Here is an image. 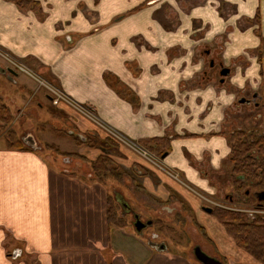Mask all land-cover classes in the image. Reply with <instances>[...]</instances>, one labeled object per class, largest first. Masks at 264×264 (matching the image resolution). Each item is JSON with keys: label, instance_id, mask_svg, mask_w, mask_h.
Returning a JSON list of instances; mask_svg holds the SVG:
<instances>
[{"label": "crops", "instance_id": "1", "mask_svg": "<svg viewBox=\"0 0 264 264\" xmlns=\"http://www.w3.org/2000/svg\"><path fill=\"white\" fill-rule=\"evenodd\" d=\"M33 1L36 10L0 0V48L41 65L62 92L129 140H170L165 165L215 195L204 175L227 164L232 112L248 95L264 98V0ZM222 68L230 70L223 82ZM121 150L133 159L128 168L166 181ZM78 152L92 161L99 155L84 145ZM75 176L36 151L0 150V264H191L109 227L103 185Z\"/></svg>", "mask_w": 264, "mask_h": 264}, {"label": "rangeland", "instance_id": "2", "mask_svg": "<svg viewBox=\"0 0 264 264\" xmlns=\"http://www.w3.org/2000/svg\"><path fill=\"white\" fill-rule=\"evenodd\" d=\"M19 8L36 10L39 7L27 5L26 8ZM28 61L25 60L23 64L20 59L0 48V102L2 101L8 106L12 115V121L2 126L0 150L36 151L54 170L57 168L68 169V175L74 174V176L76 175L87 182L95 181L102 184L105 192L108 193L107 195L113 197L116 216L122 220V226L133 231L134 235L141 238L146 244L145 239L151 237L150 240L154 244L157 246L164 245L165 251H168L172 256L185 257L190 260L189 263L191 264H200L196 262L192 249L201 245L199 246L200 249L206 254L225 264H261L234 243L222 224L213 215L202 210L205 205L212 206L215 203L224 202V195L227 192L230 194V191L234 190L230 182L231 176L226 182L219 184L220 190L215 195L207 196V193L193 189L194 187L188 184L180 174L170 176L161 172L162 170L159 168L150 166L151 163L145 161L140 154L134 153L129 145H120L118 142L117 149H109L108 144L100 145L98 148L84 145L90 150L98 152V157L108 156L111 162L105 167H108L109 170H116L122 176L118 180L108 173L109 175L103 174L104 177H94L93 180H89L88 174H93L90 164L93 162L92 158L89 160L85 155L80 154L78 147H82L81 144H77L67 134L75 133L78 137H82L81 140H85V136L92 134L93 137L99 138L100 142H104L107 138L114 139L111 137V132H115L110 129L108 124L98 119L95 112L90 111L86 108L87 106L76 102L62 92L58 88L57 80L48 70L39 64L32 66ZM8 68L13 69L18 74L19 77L16 78V82L15 76L6 70ZM43 81L50 83L57 94L52 92L51 88ZM48 96L52 98L49 99ZM249 96H246V99L251 100ZM262 96L264 97V93ZM57 99H59V105L55 104ZM259 114H262L261 118L258 117ZM78 120L82 129L90 127L94 130L82 131L78 126ZM227 126L230 129L245 127V130L249 127H255L259 133H262L263 129L260 127H264V102L259 108H255L253 102L244 105L239 103L232 112ZM9 131L14 132L21 142L22 138L25 140L22 144L26 149L12 148L8 145ZM29 135L32 136L31 142L27 140ZM118 136L120 135L118 134ZM121 139L123 138L121 137ZM125 145L132 149L129 150L137 154L147 166L154 168L160 175L162 174L160 177L166 180L163 182L156 177L154 179L149 174L148 177L156 186L153 193L144 189L141 190L139 187L141 183L143 184L142 180H145V176L136 177L135 181L128 179L130 177L128 166L133 162V159L124 154L125 150H121L127 148ZM63 157H69L71 163L63 161ZM230 171V168L225 169V172L229 173L228 175L231 174ZM189 186L193 188L188 189ZM245 191L243 188L238 194L243 196ZM253 191L251 192L253 193ZM119 197L126 201L125 203L131 208V212L123 211L116 200ZM224 203L225 205L230 204L229 202ZM164 204L166 206H163ZM257 204L252 198L247 199V201L242 199L241 203L235 201L232 203L234 208L247 211V216L251 219L256 215L264 218V207L260 208ZM133 213L139 215L144 223L152 221V225L148 227L149 229L146 228V231L144 230L142 237L134 231ZM147 247L150 248L148 244ZM33 261L34 259H32Z\"/></svg>", "mask_w": 264, "mask_h": 264}, {"label": "trees", "instance_id": "3", "mask_svg": "<svg viewBox=\"0 0 264 264\" xmlns=\"http://www.w3.org/2000/svg\"><path fill=\"white\" fill-rule=\"evenodd\" d=\"M8 2L15 3L21 8H26L27 5L38 6V2L33 0H6ZM1 103L0 107V132L2 126L10 123L12 115L8 106ZM77 144L86 146L109 145V149L118 148L117 144L107 138L104 142H100L99 138L93 137L92 134L85 136V142L80 141L74 135H68ZM229 141L231 145L230 164H231V177L234 186L239 191L243 188L247 190H258L264 188V135L256 133L254 131L249 132L245 130H235L229 134ZM140 145L146 148L150 153L157 156H163L166 152L171 150L170 140L167 138L159 139H147L140 140ZM7 143L12 148L26 149L20 140L17 139V135L14 132H8ZM103 143V144H101ZM95 148V147H93ZM103 149V148H102ZM108 149V148H105ZM104 149V150H105ZM115 151V150H114ZM111 160L108 156H100L96 161L91 162V170L94 177H104L103 174H112L116 179L120 180L121 174L116 170H109L107 166ZM136 167V170H135ZM130 177L128 179L135 181L136 177L147 176L150 172L147 169L135 165L130 170ZM137 171H141L139 175ZM109 173V174H108ZM132 178V179H131ZM141 190H145L144 186H139ZM245 191V192H246ZM249 200V199H248ZM113 197L108 196L107 209H106V221L109 227H123L122 220L118 218L115 204H113ZM213 216L224 226L228 236L232 237L236 245L246 251L249 256L261 264H264V219L256 217L251 220L244 213L226 211L223 209H215Z\"/></svg>", "mask_w": 264, "mask_h": 264}, {"label": "flooded vegetation", "instance_id": "4", "mask_svg": "<svg viewBox=\"0 0 264 264\" xmlns=\"http://www.w3.org/2000/svg\"><path fill=\"white\" fill-rule=\"evenodd\" d=\"M263 54H264V48H262V49H259L258 50V59H259V61L260 62H262V58H263ZM259 62V63H260ZM261 65H262V63H260ZM8 69H11V68H8ZM223 69H228V68H222V70ZM222 70H221V72H220V75H219V77L222 79V82L225 80V78H227L228 76H229V74H230V70H229V73H228V75L227 76H221V73H222ZM257 96V98H256V100H253L254 99V96ZM255 95H253V96H251V100H248V99H246V97H244L245 98V100H248V101H250V103L251 102H253V106L255 107V108H259L261 105H262V103L264 102V100L263 101H261L260 99V96L259 95H257V94H255ZM49 97V99H51L52 97L51 96H48ZM243 99V98H242ZM259 101H261V102H259ZM250 103H247V104H250ZM241 104V103H240ZM59 105V104H58ZM242 105H244V104H242ZM86 108H89V109H91L90 107H86ZM91 111H93L92 109H91ZM94 112V111H93ZM258 117H262V114H259L258 115ZM255 120L257 119V118H254ZM263 129V135H264V127L263 126H261L260 127V129ZM111 130H113L112 128H110ZM235 130H245V127L244 128H234V129H228L226 132H224V135L226 136L225 138H227L228 139V142H229V145H230V141H229V134L231 133V132H234ZM115 133H113L112 132V135H111V137H113L114 139H116V140H114V139H112V138H110L111 140H112V142H114V143H116L117 145H119L118 144V142H120V145H124V144H127V145H129L132 149H130L128 146H126L128 149H130V150H132V151H134V153L136 152V153H138V154H140L141 155V157L145 160V161H148V162H150L151 164H150V166H152V167H154V168H159L160 170H162L161 172H163V173H165V174H168V175H170V176H173V175H179V173L177 172V171H175V170H173V169H171V168H169L167 165H165V163H164V160L167 158V156H168V152H170V151H168V152H166L165 154L167 155L166 156V158H164L163 159V156L165 155H163V156H157V155H155V154H153V153H150V151H148L146 148H144L143 146H141L140 145V142H133V141H131V140H129L128 138H126V137H124L123 135H121L120 133H118L116 130H113ZM245 131H249V132H252V131H254V132H256V133H259L258 132V130L257 129H255V127H249L248 129H246ZM262 133H259V134H262ZM118 134L124 139H121V137L120 136H118ZM71 135H74V136H76L80 141H82V142H85V140H81L82 139V137H78L77 135H75V133H72ZM117 137H119L120 139H121V141H122V143H121V141L120 140H118V138ZM152 139H156V138H152ZM158 139V138H157ZM27 140L29 141V138H27ZM144 140H146L147 141V139H144ZM171 145V144H170ZM81 146H83V145H81ZM230 149H231V145H230ZM230 154H231V152H230ZM64 159H63V161H65V162H67V163H71V161H70V159H69V157H63ZM230 162V156H229V159H228V161L226 162L227 164H226V166H225V168H224V170H222V172H219V173H210V172H206V174L204 175V176H206V177H209L210 178V180L213 182V184L215 185L214 187L216 188V193L220 190L218 187H219V184H221V182H226L228 179H229V177L231 176V175H228L229 173H226L225 172V169L227 168V169H231V164L229 163ZM137 165V164H136ZM149 165V164H148ZM135 166V165H134ZM133 166V167H134ZM143 167V166H142ZM144 168H146V167H144ZM153 168V169H154ZM131 168H129V170H130ZM147 169V173L145 172V174H148V171L149 172H151L150 171V169H148V168H146ZM135 170H136V167H135ZM155 170V169H154ZM138 172V174L139 175H141L142 174V172L141 171H137ZM230 173H231V171H230ZM150 174V173H149ZM148 174V175H149ZM224 176H223V175ZM148 175L146 176V177H148ZM181 175V174H180ZM227 177V179H225L224 180V178H226ZM170 179V178H169ZM184 179V178H183ZM130 180V179H129ZM231 185H232V187L234 186V184H233V181H232V178H231ZM144 186V185H143ZM192 186V185H191ZM191 186H189L188 187V189H191V188H193V187H191ZM145 188V187H144ZM234 188V190H231L230 191V194L227 192L225 195H224V198H223V201L224 202H226V203H230V204H228V205H225V203L224 202H221V203H215V204H213L212 206H204V207H202V210H204V208H211L213 211L215 210V209H223V210H226V211H232V212H239V213H244V214H246L247 215V211H244V210H239V209H237V208H234L233 207V205H232V203L235 201V202H238V203H241V200L243 199H245L246 201H247V199H249L250 200V198H252L255 202H257L258 204V206L260 207V208H263L264 207V201H261V202H259L258 200H257V198H256V194H258V193H261V192H264V188H262V189H258V190H254L253 191V193L251 192V190H247L245 193H244V195L243 196H241L240 194H238V192H239V190L238 189H236V187H233ZM193 189H195V190H197V191H199L198 189H196L195 187L193 188ZM242 191V190H241ZM201 192V191H200ZM203 193V192H202ZM237 193V194H236ZM235 194H236V198H235ZM207 196H211V195H209V194H206ZM213 200V199H212ZM163 206H166V204H164ZM124 210H128L129 211V209L127 208H125ZM123 210V211H124ZM212 211V212H213ZM211 212V213H212ZM209 214V213H208ZM210 215H213V213L212 214H210ZM248 217V216H247ZM256 217H258V215H256V216H253V218L251 219V218H249V219H251V220H253V219H255ZM260 217V216H259ZM262 218V217H261ZM264 219V218H263ZM148 222V221H147ZM146 222V223H147ZM223 226V225H222ZM224 227V226H223ZM147 229H149V228H147ZM147 229H145V231L147 230ZM225 229V228H224ZM225 231H226V229H225ZM155 236V235H154ZM232 238V237H231ZM151 239V237H149V238H147V239H145L146 240V242H147V244H148V246L151 248V246H150V244H153L154 242H152V240H150ZM233 239V238H232ZM151 241V242H150ZM234 241V240H233ZM234 243H235V241H234ZM236 244V243H235ZM197 246H201V245H197ZM196 247V246H195ZM153 249V248H152ZM194 249V248H193ZM192 249V250H193ZM164 252H166V253H168V251H164ZM193 256H194V250H193ZM194 258H195V256H194ZM195 260H196V258H195ZM197 262V261H196ZM199 263V262H198ZM223 264H225L224 262H223Z\"/></svg>", "mask_w": 264, "mask_h": 264}, {"label": "water", "instance_id": "5", "mask_svg": "<svg viewBox=\"0 0 264 264\" xmlns=\"http://www.w3.org/2000/svg\"><path fill=\"white\" fill-rule=\"evenodd\" d=\"M10 74L16 76V72L13 70V69H6ZM229 73V70L228 69H223L222 70V73H221V76H227ZM257 96L255 95L254 96V99L253 100H256ZM241 104H247V103H250V101L248 100H245V98L239 100ZM27 138H29V141L28 142H31V138L32 136L29 135ZM22 142H24L25 140L22 138L21 139ZM24 140V141H23ZM166 154L163 156V159L166 158ZM256 198L259 202L261 201H264V192H261V193H258L256 194ZM116 200L119 202V204L121 205L122 209L124 210L125 208L129 209V212H131V208L128 206V204H126L124 201V199L122 197H119V198H116ZM125 211V210H124ZM204 211L206 213H209V214H212L211 212L213 211L211 208H204ZM126 213V212H125ZM124 215V214H123ZM122 215V216H123ZM134 217V222H133V228H134V231L135 233L138 235V236H141L143 235L144 233V230L148 227H150L152 225V221H148L147 223H144L141 219H140V216L137 215L136 213H133L132 215ZM151 248H153L155 251L157 252H163L165 251V247L164 245H160V246H157L156 244H150ZM201 247L197 246L196 248H194V256L197 260V262H199L200 264H223L221 261H219L218 259L216 258H213L211 256H209L208 254H206L203 250L200 249ZM21 254L16 252L14 253L13 257L14 258H17L19 257Z\"/></svg>", "mask_w": 264, "mask_h": 264}, {"label": "built area", "instance_id": "6", "mask_svg": "<svg viewBox=\"0 0 264 264\" xmlns=\"http://www.w3.org/2000/svg\"><path fill=\"white\" fill-rule=\"evenodd\" d=\"M43 83H45V84H47L50 88H51V91L52 92H54L55 94H57V91H55V89H53L54 87L50 84V83H48V82H46V81H43ZM56 96V95H55ZM57 97V96H56ZM58 98V97H57ZM58 101H56L55 102V104H58V102H59V99H57ZM60 103V102H59ZM85 109V108H84ZM87 109H89V108H87ZM90 111H91V109H89ZM112 133V132H111ZM118 138V140H120L121 141V139L119 138V137H117ZM123 141V140H122ZM121 141V142H122Z\"/></svg>", "mask_w": 264, "mask_h": 264}]
</instances>
